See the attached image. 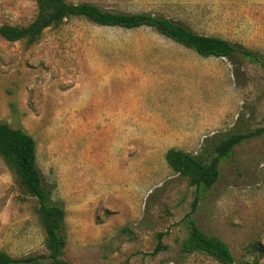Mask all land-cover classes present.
I'll return each instance as SVG.
<instances>
[{"label": "rangeland", "instance_id": "374dc122", "mask_svg": "<svg viewBox=\"0 0 264 264\" xmlns=\"http://www.w3.org/2000/svg\"><path fill=\"white\" fill-rule=\"evenodd\" d=\"M66 1L165 17L258 52L262 65L83 17L32 44L0 37V122L35 140L43 183L65 209L62 259L221 264L181 250L188 214L229 246L234 264L251 257L248 243L264 245V133L221 160L210 188L190 185L165 153L209 156L208 145L232 129L264 126V0ZM36 13L33 0H0V24L25 25ZM36 208L0 157V249L47 253Z\"/></svg>", "mask_w": 264, "mask_h": 264}, {"label": "trees", "instance_id": "16d2710c", "mask_svg": "<svg viewBox=\"0 0 264 264\" xmlns=\"http://www.w3.org/2000/svg\"><path fill=\"white\" fill-rule=\"evenodd\" d=\"M37 13L25 25L0 24V37L8 41L24 40L27 44L36 42L47 28L60 25L70 17H83L99 25L135 29L149 27L175 42L191 48L200 56L227 57L231 60H247L262 65L258 52L247 49L225 38L197 33L181 23L149 12H122L107 10L99 5L83 1L33 0ZM264 133V126L251 131L232 129L217 142L209 144V156L193 155L177 148L165 153L168 166L188 179L190 185L210 188L219 175L221 160L232 153L241 141ZM0 157L10 168L23 193L35 199L40 225L44 232L45 254L14 257L0 249V264H70L62 259L66 235L63 231L65 209L61 203L53 202L51 191L43 183L37 164L36 143L31 135L21 128H14L7 122H0ZM188 235L181 250L186 253L202 252L221 264H234L235 257L229 246L218 236L203 231L195 219L186 215ZM158 234L157 249L162 246ZM251 257L238 264H259L264 256V245L259 241L247 244Z\"/></svg>", "mask_w": 264, "mask_h": 264}]
</instances>
